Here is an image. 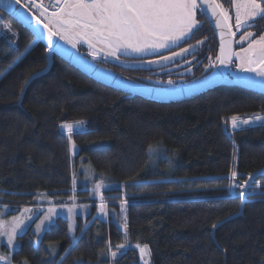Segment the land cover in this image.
I'll return each instance as SVG.
<instances>
[{
  "label": "trees",
  "instance_id": "trees-1",
  "mask_svg": "<svg viewBox=\"0 0 264 264\" xmlns=\"http://www.w3.org/2000/svg\"><path fill=\"white\" fill-rule=\"evenodd\" d=\"M0 14L21 36L16 48L0 39V205L61 206L75 197L76 204L96 210L99 196L78 181L84 166L128 190L126 196L121 189L102 191L108 215L78 218L75 240L64 219L39 244L28 231L19 238L15 264H140L137 243L148 245L152 264H264V176L248 190L255 195H248L244 217L216 228L241 209V198L228 190L233 168L241 184L264 169V124L228 129L233 115H264L263 95L220 87L182 103L155 104L99 85L55 57L51 71L22 97L31 77L46 69L47 50ZM190 42L204 44L200 57L219 55L208 23ZM79 120L86 131L72 136L74 156L60 125ZM150 145L176 153L173 175L151 166ZM124 198L127 244L118 249L125 243ZM109 248L117 252L114 260Z\"/></svg>",
  "mask_w": 264,
  "mask_h": 264
},
{
  "label": "snow or ice",
  "instance_id": "snow-or-ice-1",
  "mask_svg": "<svg viewBox=\"0 0 264 264\" xmlns=\"http://www.w3.org/2000/svg\"><path fill=\"white\" fill-rule=\"evenodd\" d=\"M11 2L12 0H9L10 4ZM14 3L28 11H31L29 5H35L39 15L33 14V19L37 25H43L47 32L49 45L53 43L54 38L63 40L73 48H76L80 43H86L91 50L89 54L93 55V59H96L101 52L105 56L119 59V53L147 55L150 51L161 50L171 51V56H161L162 61L181 57L189 49L181 47L179 52L173 49L179 47L182 41L189 38L192 30L197 28L199 25L197 11L199 10L205 15L210 14L215 27L220 30L219 55L215 60L209 58V66H231L233 57H235L239 61L237 67L240 72L252 73L256 77H260L259 82L264 84V33L256 36L254 32L249 31L255 26L253 22L257 18L264 19V0H231V7L234 9V25L232 23L233 15L220 0H55V3L50 5L54 9L51 12L48 7L44 6L43 0H40V3H36V0H26L25 3H22V0H14ZM233 26L242 33L236 43L247 44L246 47H241L240 51L233 50L236 36ZM5 27L8 31H12L10 25H5ZM98 45L100 47H97ZM149 63H159V61H149ZM247 82L250 85L257 83L252 79ZM168 83L172 84L173 81L169 80ZM256 121H264V115L257 113L247 118L236 115L230 117L233 130ZM60 127L66 130L71 145L70 150L75 156L77 150L72 136L75 131L85 127V121L65 122ZM159 149V145H150L148 152L153 154ZM230 179L233 181L230 188L247 189L250 187L248 181L254 180V177L249 173L242 184L235 183L238 173L233 168ZM72 183L75 187V176ZM108 187L101 178L98 183L93 182L92 188L93 193L99 196L100 212L105 216L108 215V212L102 189ZM46 195L42 194L45 197ZM246 195L244 190L238 192L240 198ZM72 200V206L62 204L61 207L67 208L69 216L74 219L77 205L75 197H72ZM48 203L52 202L48 201ZM127 203L128 200L125 198L121 207L124 208ZM5 214L0 213V240L6 239L7 246L13 248L18 233L26 227V221L32 222L34 217L38 219L39 223L36 224L35 231L39 233L46 229V222L54 223L52 217L57 215V211L55 206H50L46 211L33 213L31 208L25 207L19 215H13L10 220L3 218ZM123 220L125 221L123 223L125 243L119 244L118 249H125L127 244L126 215ZM134 247L139 250L140 258L144 264H150L151 253L148 245L141 246L137 243ZM110 256L114 260L117 252L110 251ZM0 261L3 264H13L12 258L2 253H0ZM24 264H27V261Z\"/></svg>",
  "mask_w": 264,
  "mask_h": 264
},
{
  "label": "water",
  "instance_id": "water-1",
  "mask_svg": "<svg viewBox=\"0 0 264 264\" xmlns=\"http://www.w3.org/2000/svg\"><path fill=\"white\" fill-rule=\"evenodd\" d=\"M0 12L9 16L11 19L20 24L24 29L30 32L36 42L43 45L47 50L46 69L31 77L23 90L22 97L24 96L26 90L32 82L42 78L51 71L54 65L55 57L64 61L72 68L79 71L82 75L99 85H102L108 89H112L116 92L126 94L131 98H140L144 101L155 104L170 105L182 103L184 101L200 97L220 87H238L249 92L264 96V84L259 82L261 80L260 77H256L252 73L240 72L238 70V67L234 70L235 72L232 75V68L234 67L236 61L239 63V61L236 60L235 57H233V65L227 67L216 65L213 67V70L209 75L192 83L173 88H159L148 86L125 77L121 74H118L99 64H96L95 62L91 61L89 58L81 54L79 51L75 50L69 44L65 43L63 40L54 38L53 43L49 45L47 32L46 30H44L43 25H37L36 21L33 19V13L31 11H28V9L26 8H22L20 5H16L14 3V0H12L11 4L9 3V0H0ZM203 15L209 21L220 48V30L215 27L214 21L210 14L205 15L203 13ZM85 45L87 46V44ZM97 47L100 46L98 45ZM233 50L236 51L235 38L233 42ZM130 54L138 55L136 53ZM153 54L154 52H151V55ZM118 55L126 58L132 57L129 56V53H119ZM249 79L255 80L257 81V83L250 85L247 82ZM233 131L236 132L237 129ZM262 176H264V169L253 175L254 180L248 181L250 187L256 179ZM250 187L244 190L247 192ZM241 200L242 205L240 212L237 215L229 218L225 222L219 224L216 228L221 227L224 224L235 219L244 217L245 206L248 204V198L245 196L241 198Z\"/></svg>",
  "mask_w": 264,
  "mask_h": 264
},
{
  "label": "flooded vegetation",
  "instance_id": "flooded-vegetation-1",
  "mask_svg": "<svg viewBox=\"0 0 264 264\" xmlns=\"http://www.w3.org/2000/svg\"><path fill=\"white\" fill-rule=\"evenodd\" d=\"M26 0H22V3H25ZM221 3L224 4L225 8L230 10V14L233 15V25H234V9L231 7V0H220ZM36 3H40V0H36ZM44 6L48 7L49 12L53 11V7L51 4L55 3V0H43ZM31 8V12L35 15H39V11L36 9L35 5H29ZM43 19V17H41ZM197 19L199 21L200 26H204L206 23H209L207 18L203 15L202 12L198 10ZM205 20V21H203ZM46 22V21H45ZM254 27L250 28L249 31L254 32L256 36H259L261 33H264V19L257 18L254 22ZM211 26V25H210ZM197 29V30H198ZM233 31L236 32L235 41H238L241 36V31H238L235 26H233ZM255 38V37H254ZM190 39L183 43L180 47L175 48L174 51L179 52L180 48H188V54L182 56L181 58H173L170 61H162V55L171 56V51H168L164 54H155L152 56H133L131 58L121 57L116 59L112 56H105L103 52L99 53L96 59H93V55L89 54L91 50L86 46V43H80L77 45L75 50L79 51L81 54L89 58L91 61L99 64L105 68H108L118 74L125 76H133L134 78L140 79L142 81H138L144 84H148L150 86L159 87V88H173L183 86L189 83H192L196 80V76H200L205 72V76L209 75L213 67H210V54L204 55L203 57L196 56L198 51H195V44H190ZM70 45V44H69ZM219 45V44H218ZM71 46V45H70ZM198 46V45H197ZM196 46V47H197ZM247 44L241 45L236 43V51H240L241 47H246ZM72 47V46H71ZM202 47L201 45L198 48ZM193 49L192 53L191 49ZM198 50V49H197ZM149 61H159V63H149ZM237 67V62L235 63L232 71H234ZM150 78H145V77ZM178 76V78H177ZM180 76V77H179ZM144 77V79H143ZM162 80L161 83L156 82V80ZM169 80L173 81L172 84H164ZM136 81V80H135Z\"/></svg>",
  "mask_w": 264,
  "mask_h": 264
},
{
  "label": "rangeland",
  "instance_id": "rangeland-1",
  "mask_svg": "<svg viewBox=\"0 0 264 264\" xmlns=\"http://www.w3.org/2000/svg\"><path fill=\"white\" fill-rule=\"evenodd\" d=\"M197 14H198V11H197ZM2 15V14H1ZM5 22L10 25L6 20ZM11 26V25H10ZM200 26V24L197 26V28H194L192 30V33L189 34V38H186L184 41L181 42L180 46L185 43L186 41H188L189 39L191 40L192 39V35L193 33L198 29V27ZM12 27V26H11ZM13 31H15L16 33H18L17 30H15L13 27H12ZM19 34V33H18ZM20 35V34H19ZM20 40H21V36H20ZM19 42H17L16 44V47L19 45ZM190 44H193L192 42H190ZM196 46H202L200 48H198V46L196 47L195 46V51H198V54H196V56H199L201 55V52H202V49L204 47V44L203 43H198V44H195ZM179 46V47H180ZM33 48V46L31 47V49ZM177 48V47H176ZM30 49V50H31ZM194 48L191 49V52L193 51ZM198 49V50H197ZM175 50V49H174ZM168 52V50H161V51H157V52H154L153 55L155 54H164ZM187 53H185L183 56H185ZM152 56L151 55V51L147 54V55H141V54H138V55H132L129 53V56H138V57H145V56ZM203 55V54H202ZM182 57V56H181ZM181 57H174L175 59L177 58H181ZM237 62V61H236ZM237 65H238V62H237ZM237 68V67H236ZM235 71H232V75L234 74ZM125 76V75H123ZM126 77V76H125ZM151 77V76H150ZM149 76L148 77H145V78H150ZM180 77V76H179ZM178 78V76H177ZM156 82L158 83H161L162 80L158 79L156 80ZM141 83V82H140ZM144 84V83H142ZM164 84H168L167 83H164ZM145 85H148V84H145ZM150 86V85H148ZM261 124H264V121H259V123L257 122V124H254V125H251L249 127H255V126H258V125H261ZM249 127H244V128H238L237 130H243V129H247ZM61 129V127H60ZM228 129L231 130V124L228 125ZM86 131V125L83 129H80V133H84ZM61 132H62V129H61ZM63 133V132H62ZM75 134H79V133H75ZM160 146V145H159ZM169 152H172V151H168L166 149H164L162 146H160V149L159 151L151 154V166L152 167H157V165H159V167L163 170L162 172L165 174V175H173L174 172H175V169L178 165V163H175L174 161L178 160V157L175 154H169ZM161 159V160H159ZM176 159V160H175ZM88 168V169H86ZM103 178L104 180V183L106 185H108L109 187L108 188H105V189H102V191H105V190H108L110 188H114V189H121L124 191V195L126 196L127 193H128V190L126 188V185L124 183H121V182H118L116 180H114L112 177L110 176H107V175H104V174H100L98 173L97 171H95L94 169H92L91 167H82L80 172H79V176H78V181L80 183V186H82L85 190H89L91 192V194L93 196H97L93 193L92 191V188H93V182H99V180ZM232 181V180H231ZM233 182V181H232ZM229 195H230V192H233L234 195L232 196H238V193L237 191H241V190H244V189H232V188H229ZM245 191V190H244ZM247 195L246 197L249 195V194H255L254 192L251 193V192H246ZM257 194H258V190H257ZM46 197H39V200L40 201H43V199H45ZM125 199V198H124ZM123 199V200H124ZM122 200V201H123ZM53 203V202H52ZM70 202H67L66 204H68ZM71 203L73 204V200L71 201ZM104 203L106 204V211L108 212V208H109V203L107 202L106 198L104 197ZM72 204H68L67 206H72ZM76 204V203H75ZM122 204V202H121ZM77 207H76V215H75V218L73 219L72 217L69 216L68 212H67V209H63V210H56L57 211V215L56 216H53L52 217V220L54 221V223H47L46 222V229L44 231H41L39 233H37L35 231L36 229V224L39 223V220L38 219H33L32 222H27L26 221V227L20 232L18 233L17 235V239L15 241V247L13 248H9L7 246V241L6 239L4 240H0V253L6 255V256H10L12 258V262L13 264L14 261H13V257L15 255V253L20 249V242H19V238L24 235L25 233H27L28 231H32L35 235H36V240H35V243L36 244H39L44 236V234L50 230V228L56 223V221L58 219H64L68 222V226H69V235L70 237L75 240L76 238V232H77V228H78V218H82V219H87L90 215L94 214L95 215V218H101V216H103V214L100 212V199H99V203L97 204L98 205V209L96 210H93L92 208H90L89 206L91 205H78L76 204ZM51 206H55V205H51ZM0 207H3V205H0ZM50 207V206H46V207H38V208H35V207H28V208H31L32 210L33 209H38L37 211L33 210V213H39L41 211H46L47 208ZM56 208L58 207H61V206H55ZM23 208L25 207H12L11 210H8V211H0V213H6L4 215V219H8L10 220L12 218L13 215H19L23 210ZM126 215V209L123 208L122 211H121V216L124 217ZM42 218V217H41ZM108 218H106V221H107ZM125 223V222H124ZM110 251H112L110 248H109V255H110ZM138 253H139V250L137 249L136 250ZM139 256H140V253H139ZM142 260L140 258V264H141ZM0 264H3L2 261H0ZM150 264H152L151 262V257H150Z\"/></svg>",
  "mask_w": 264,
  "mask_h": 264
},
{
  "label": "built area",
  "instance_id": "built-area-1",
  "mask_svg": "<svg viewBox=\"0 0 264 264\" xmlns=\"http://www.w3.org/2000/svg\"><path fill=\"white\" fill-rule=\"evenodd\" d=\"M5 25L8 24L5 22V19L2 17V15H0V39L5 40L13 48H16L17 42L20 41V35L13 31L12 27V31H8ZM230 195H234V193L230 192Z\"/></svg>",
  "mask_w": 264,
  "mask_h": 264
},
{
  "label": "bare ground",
  "instance_id": "bare-ground-1",
  "mask_svg": "<svg viewBox=\"0 0 264 264\" xmlns=\"http://www.w3.org/2000/svg\"><path fill=\"white\" fill-rule=\"evenodd\" d=\"M257 122L259 123V121H256V122H254V123H252V124H250V125H242L240 128L249 127V126H251V125L257 124ZM62 132H63V134L67 135L66 130H63V129H62ZM75 133H80V129L77 130V131H75L74 134H75ZM254 195H255V194H254ZM247 197H248V196H247ZM3 206H5V205H3ZM1 208H2V207H1ZM3 208H4V207H3ZM149 260H150V258H149ZM141 264H144V261H142Z\"/></svg>",
  "mask_w": 264,
  "mask_h": 264
},
{
  "label": "crops",
  "instance_id": "crops-1",
  "mask_svg": "<svg viewBox=\"0 0 264 264\" xmlns=\"http://www.w3.org/2000/svg\"><path fill=\"white\" fill-rule=\"evenodd\" d=\"M5 206H7V207L5 208ZM5 206H3L4 208L3 207L2 208L0 207V211H5V210L8 211V210H11V208H12V206H9V205H5ZM63 209H67V208H65V207H58V208H56V210H63ZM3 218H4V216H3Z\"/></svg>",
  "mask_w": 264,
  "mask_h": 264
}]
</instances>
